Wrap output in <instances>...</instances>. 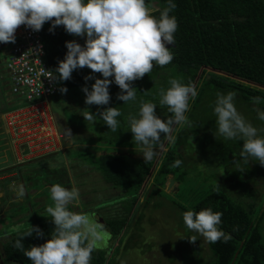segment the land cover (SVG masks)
I'll return each mask as SVG.
<instances>
[{
    "label": "trees",
    "instance_id": "16d2710c",
    "mask_svg": "<svg viewBox=\"0 0 264 264\" xmlns=\"http://www.w3.org/2000/svg\"><path fill=\"white\" fill-rule=\"evenodd\" d=\"M174 2L176 7L170 15L176 17L178 27L174 33V46L169 48L173 54L172 61L162 67L154 64L150 73L131 82V86L137 90L135 101L123 103L117 99L121 90L112 83L108 87L109 103L101 105V110L117 107L121 112V116L117 117L120 123L116 132L108 129L102 118L97 119L96 127L99 125L105 132L103 135L98 134L97 138L107 141V146L104 147L106 151L98 155L91 154L89 161H86L90 163L88 166L91 170L100 173L114 192L109 195L114 201L113 212L103 218L104 225L114 237L121 238L123 231L126 232L127 228L129 230L133 218L140 221L144 216L143 212L138 214L136 209L140 206L139 203L142 201L141 204L149 206L152 196H161L165 192L166 183L172 178L180 184L179 192L182 191L177 193L178 197L173 204L182 212L211 208L214 212L222 213L219 227L231 238L226 242L218 240L215 243L205 239L207 249L213 255L212 264H264V211L260 210L263 201L254 204L253 198V203L248 202L247 196L252 194L253 197L257 192L248 186L253 175L245 173L249 170L247 162L243 161V169H234L236 178L226 182V186H235L236 189L239 184L244 185L240 180L243 178L247 183L243 194L238 191L234 194L227 193L224 187H218L213 180V177L218 179L217 172H212L204 179L206 188L203 183L198 186V182L186 180L192 179L191 172L187 169L189 163L202 153H219L222 150L224 155H230L238 150L237 147L242 146L239 140H225L216 134V117L212 106L217 92L234 91V103L242 116L249 113L257 120L256 109L264 110V0ZM146 4L152 14L158 16L157 9L163 8L166 0H146ZM49 28V22L42 25L41 39L46 50V61L55 78L57 93L61 92V87H66L67 92L73 93L88 84V80L86 82L84 79L87 76L85 67L74 70L71 78L63 81L56 78L55 70L58 61L64 58L67 51L65 42L75 41L74 36L67 33L62 25L56 26L52 31ZM170 78L180 79L185 84L191 82L197 91L195 99L190 98L189 111L186 113L190 123L175 125L170 134L171 139L161 134V141L155 146V155L149 161L133 158L119 151L121 147L132 150L140 148L132 140L127 124V116L138 111L140 101L157 104L154 111L162 120L171 115L166 106L159 105V90L168 87ZM253 97H260L261 102L253 103ZM58 130L62 133L59 128ZM38 159L36 157L29 161ZM176 159L182 161L179 167L172 166ZM218 159V163H224L222 158ZM210 163H213L211 159ZM194 168L201 172L198 167ZM146 192L149 199L144 201ZM30 227H38L43 235L37 236L33 232L31 236H24L22 243L25 247L44 243L54 231L51 219L37 220L33 225L14 232L4 241L0 240V257L3 258L0 259V264H31L27 257L13 247L14 241ZM117 255V252L109 253L108 250L95 248L90 264H118Z\"/></svg>",
    "mask_w": 264,
    "mask_h": 264
},
{
    "label": "clouds",
    "instance_id": "9594fccd",
    "mask_svg": "<svg viewBox=\"0 0 264 264\" xmlns=\"http://www.w3.org/2000/svg\"><path fill=\"white\" fill-rule=\"evenodd\" d=\"M174 0H166L163 8L157 9L159 15H153L146 0H0V43L14 42L15 30L21 24L39 31L45 22L50 23L49 31L56 26L76 36H83L84 45L75 41H66L64 58L58 61L56 78L68 80L71 73L87 67L91 73L85 81L93 80L90 89L85 84L81 91L85 94L86 104L107 105L110 100L108 87L114 83L121 90L117 99L127 103L137 99V90L131 82L142 78L152 71L155 65L165 66L173 59L166 45H174V33L177 21L170 13L175 9ZM8 46V45H7ZM48 76H53L49 72ZM99 73L102 78L93 74ZM111 77V80L108 79ZM66 92V87L60 88ZM197 91L191 82L170 78L168 87L159 90V105L166 106L171 115L162 120L154 109L157 104L140 101L135 114L127 116L128 131L132 140L141 147L145 161L155 155V146L163 137L171 139V131L177 124H189L186 113L189 100L195 99ZM235 92H217L212 111L216 117V134L225 140L242 142L241 157H253L264 165V129H257L236 109ZM253 103H260V97H253ZM257 118L264 121V110L256 109ZM108 129L116 132L119 127L117 117L121 112L117 107H108L99 113ZM85 119L94 122L96 116L87 111ZM64 136L71 137L69 129ZM43 156V155H42ZM182 164L180 159L173 167ZM17 199L23 198L22 185L12 186ZM52 204L46 208L47 217L54 225V231L44 243L25 247L24 236H37L43 233L38 227L28 231L13 243L31 264H90L91 254L102 239V226L82 212L70 210L69 205L79 203L80 192L75 186L65 187L60 183L49 188ZM4 192L0 191V198ZM182 221L186 228L208 242L227 241L231 237L225 233L221 224L222 213L211 208L199 211H184ZM195 237L191 241H195ZM0 259H3L0 257Z\"/></svg>",
    "mask_w": 264,
    "mask_h": 264
},
{
    "label": "rangeland",
    "instance_id": "374dc122",
    "mask_svg": "<svg viewBox=\"0 0 264 264\" xmlns=\"http://www.w3.org/2000/svg\"><path fill=\"white\" fill-rule=\"evenodd\" d=\"M73 36L75 42L81 46L84 45L83 36ZM8 49L7 45L0 43V191L4 192V197L0 198V240L4 241L14 232L33 225L37 220L50 219L46 212V208L52 204L49 188L52 184L60 183L65 187L75 186L79 189V203L69 205L70 210L82 212L102 226V239L96 248L108 250L109 253L117 252L118 264H212L213 255L207 249L205 238L186 228L182 221L183 212L173 204L178 197V185H180L176 182V185L174 183L175 186L173 185L174 187L169 190H167L168 183H166L165 192L161 196H152L149 206L141 204L142 201L139 203L140 206L136 209L138 214L143 212L144 216L140 221L133 218L129 230L127 228L126 232L123 231L121 238L114 237L104 222H100L107 214L113 212L114 201L109 195L114 192L108 187L100 173L91 170L88 166L90 163L86 161H89L91 154L98 155L106 151L104 147L107 146V141L97 138L98 134L103 135L105 132L99 125L96 127L97 119L101 118L99 113L103 110H101V105L86 104L85 94L81 88L73 93L69 91L56 93L50 99L57 122L56 126L62 132L57 133L56 128L50 132L55 143L53 148L55 154L48 153L49 155L40 157L46 153L39 151L32 156L28 154V151H24V146L19 144L21 141L13 143L15 148L10 145V139L5 134L1 123L2 111L14 109L20 105L25 106L27 101L24 97L11 92L10 75L6 69V61L9 58ZM91 71L85 67L87 75ZM93 75L96 78H102L99 73ZM93 82V80H88L89 89ZM235 107L239 110L237 105ZM87 111L96 116L95 122L84 118ZM243 117L257 129H264V122L254 119L252 114L247 113ZM64 129H69L72 136H64ZM259 134L264 135V131ZM27 139L32 140L33 137L27 136ZM237 148L238 150H234L230 155H224L222 150H219V153H208L207 151L202 153L196 160L189 163L190 166L187 169L191 172L192 179L186 180L198 182V186L203 183L206 188L204 179L212 172H217L218 179L213 177V180L218 187H224L227 193L234 194L238 191L243 194L247 186L243 178L240 180L244 185L239 184L236 189H234L235 186L232 188L226 185L237 177L234 169H243V161H245L249 166V170L245 173L253 175L252 182L248 186L252 187L258 195V197L257 195L252 197V194H249L248 202L253 203L251 201L253 198L254 204H260L263 201L260 210L264 211V165H256L257 161L253 157L246 159L241 157L242 146ZM119 151L133 158H143L141 147L135 150L121 147ZM28 157L40 158L29 161ZM221 158L224 161L223 164L217 162V159ZM210 159L216 165L209 164ZM194 167H198L201 172L196 171ZM228 169L229 172H227ZM4 173L12 174V176L2 180ZM14 185L24 187L23 198H16L11 190ZM148 196L146 192L143 200L149 199ZM193 237L195 241H191Z\"/></svg>",
    "mask_w": 264,
    "mask_h": 264
},
{
    "label": "built area",
    "instance_id": "2783aa9c",
    "mask_svg": "<svg viewBox=\"0 0 264 264\" xmlns=\"http://www.w3.org/2000/svg\"><path fill=\"white\" fill-rule=\"evenodd\" d=\"M14 36V42L6 43L9 47L6 69L10 75L11 92L24 97L27 105L3 112L1 123L13 148V143L21 141L19 144L24 146V151L32 156L39 151L54 153L55 143L50 132L55 128L57 133L59 131L50 99L57 93V86L54 75L48 76L52 70L46 61L41 29L33 31L21 24ZM27 136L33 139L29 140Z\"/></svg>",
    "mask_w": 264,
    "mask_h": 264
},
{
    "label": "crops",
    "instance_id": "0c3cea01",
    "mask_svg": "<svg viewBox=\"0 0 264 264\" xmlns=\"http://www.w3.org/2000/svg\"><path fill=\"white\" fill-rule=\"evenodd\" d=\"M1 45H7L6 43H1ZM6 111V109L5 110H3L2 111V113L3 112H5ZM63 144V143H62ZM64 145H65V143H64ZM66 147H67V145H66ZM55 153V152H54ZM49 154H53V153H49ZM49 154H44L43 156H46V155H49ZM42 155L40 156V157H43ZM39 157V158H40ZM29 159H33V157H28L27 158V160H29ZM20 162V161H19ZM22 162H24V161H22ZM5 175L2 177V180H6V179H8V178H10L11 176H12V174H9V173H4ZM6 174H9V175H6Z\"/></svg>",
    "mask_w": 264,
    "mask_h": 264
},
{
    "label": "water",
    "instance_id": "95a60500",
    "mask_svg": "<svg viewBox=\"0 0 264 264\" xmlns=\"http://www.w3.org/2000/svg\"><path fill=\"white\" fill-rule=\"evenodd\" d=\"M172 46H174V45H166V47H168V48H170ZM174 182H175L174 179H172V178L169 179L168 184H167V190H169L173 187ZM100 222H103V220H100Z\"/></svg>",
    "mask_w": 264,
    "mask_h": 264
},
{
    "label": "bare ground",
    "instance_id": "6f19581e",
    "mask_svg": "<svg viewBox=\"0 0 264 264\" xmlns=\"http://www.w3.org/2000/svg\"><path fill=\"white\" fill-rule=\"evenodd\" d=\"M58 129V128H57Z\"/></svg>",
    "mask_w": 264,
    "mask_h": 264
}]
</instances>
